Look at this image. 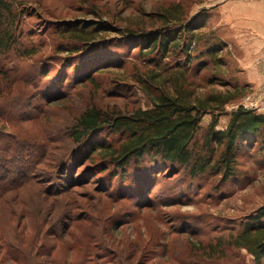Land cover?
<instances>
[{
  "label": "rangeland",
  "instance_id": "obj_1",
  "mask_svg": "<svg viewBox=\"0 0 264 264\" xmlns=\"http://www.w3.org/2000/svg\"><path fill=\"white\" fill-rule=\"evenodd\" d=\"M20 2L26 7L18 32L21 44L0 54L3 69L9 70L7 76L0 75V103L6 106V101L29 91H38L45 99L31 111L10 107L7 120L12 123L4 127L26 141H36L44 154L47 146L42 163L35 165L39 178L53 179L77 147L71 129L87 107L130 113L151 106L143 85L148 84L144 76L154 72L167 79L170 92L175 91V82L191 91L193 101L212 93L235 96L222 115L215 113L217 129L224 128L229 114L245 101H257L260 109L255 111L264 112V0ZM163 12H180V19H162ZM83 20L110 29L100 32L82 52L62 51L61 46L75 42L62 36L60 28ZM176 21L199 25L186 35L187 41L193 39L187 52L143 55L124 38L128 29L138 33L164 26L178 29ZM27 49L34 54L28 56ZM21 75L32 77L34 88ZM59 87L69 94L46 101V95H53L51 88ZM14 110H25L27 117L14 123ZM213 117L211 112L202 116L198 138ZM96 138L109 143L117 135L103 130ZM81 150L75 153L78 160ZM152 169L158 174L144 177L129 170L122 176L98 156L77 162L73 174L79 182L63 197L45 202L52 209L45 211L42 202L44 212L32 188L9 193L8 202L25 199L34 212L17 219L8 211L0 213V264H22L16 255L24 256L15 249L33 242L44 243L43 250L38 247L33 253L34 264H255L253 256L234 243L249 217L264 206V158L255 149L239 154L236 172L227 180L207 174L191 179L180 166ZM65 206L70 215L66 220ZM55 226L56 235H44Z\"/></svg>",
  "mask_w": 264,
  "mask_h": 264
},
{
  "label": "trees",
  "instance_id": "obj_2",
  "mask_svg": "<svg viewBox=\"0 0 264 264\" xmlns=\"http://www.w3.org/2000/svg\"><path fill=\"white\" fill-rule=\"evenodd\" d=\"M24 8L26 7L20 0H0V54H6L14 47L18 49V45L21 44L18 32L24 17ZM168 15L171 17L168 18ZM168 15L166 12L161 13L162 19L168 21L180 19V12L176 14L169 12ZM176 22L181 27L173 30L167 26L160 30L139 33L128 29L123 32L124 38L129 44L131 43L130 45L136 44L134 48H138L143 55L148 52L170 53L172 50L187 52L193 39L191 37V40L187 41L186 35L199 25ZM108 29L110 26L107 24H99L92 20H83L79 25L68 23L60 28L62 36L75 43L72 46H61L60 49L70 53L82 52L83 46L89 48L96 42L100 32ZM214 50L210 53L213 54ZM26 52L28 56L34 54L28 49ZM3 68L5 66L0 60V75L7 76L9 70ZM43 74L47 75L46 72ZM90 75L88 72L87 76L91 77ZM144 77L148 84H144L143 87L152 102L151 106L138 107L130 113H108L96 105L84 109L70 134L72 143L77 147L70 152L59 169H56L54 174L57 175L51 180H48L47 176L37 177L39 171L35 166L42 163L47 146L44 154L36 141H26L19 137L20 134L7 132L4 128L11 122L7 120L10 117V107L31 111L37 108L39 100L45 99L34 90V93L31 91L20 93L17 98L6 101V106H1L0 103V213L8 211L9 213H6L15 219L30 217L34 212L31 202L21 198H13L9 202L5 199L9 193L29 187L41 200L39 209L44 212L41 209L44 206L42 202H48L53 197H63V194L71 191L79 182L73 174V166L80 161L84 164L94 156H98L101 162L113 166V169L122 176L131 170L148 177L158 174V171H155L157 169H152L153 166L155 168L156 165H165L168 169L176 166L184 167L185 169L181 171L185 170L191 179L207 174L214 177L221 176L225 180L235 174L238 156L243 151L255 149L256 153L264 158V112L239 107L229 114L226 126L217 129L219 116L215 113L219 112L222 115L221 110L235 96L212 93L204 99L193 101L192 92L176 82L174 92L167 90L164 82L167 79L162 78L159 73L154 72L150 77L146 75ZM21 78L25 84L28 83L34 88L32 77L25 78L21 75ZM62 87L51 88L54 91L53 95L51 97L46 95V101L52 102L69 94V91L64 93ZM2 94L0 87V97ZM35 98L38 99L33 102ZM207 112L214 113V117L200 139L198 133L202 116ZM12 115L16 119L14 123L22 122L19 121L22 116L27 117L25 110H14ZM103 130L117 135L115 142L114 140L109 143L99 142L100 139L96 136H99ZM79 149L82 150L81 158L78 160L75 153ZM66 167L68 169H64ZM44 208L48 211L51 205L45 203ZM64 212L66 220L70 216L66 212V206ZM243 226L239 234L234 237L235 245L245 248L253 256L255 264H264V206L251 215ZM49 231L46 230L44 235H56V226ZM17 232L20 234L18 229ZM61 235L62 233L60 237ZM39 245L33 242L27 248H16V252L18 254L21 252L24 256L21 259L16 255V260L22 264H34V251L38 247V250L44 248V243ZM49 255L51 257L52 252H49Z\"/></svg>",
  "mask_w": 264,
  "mask_h": 264
},
{
  "label": "built area",
  "instance_id": "obj_3",
  "mask_svg": "<svg viewBox=\"0 0 264 264\" xmlns=\"http://www.w3.org/2000/svg\"><path fill=\"white\" fill-rule=\"evenodd\" d=\"M258 104L259 103L257 101L249 103V100H248V101H245L244 103H242L241 105H238L237 108L242 107L244 109H252V110L260 109V107H258Z\"/></svg>",
  "mask_w": 264,
  "mask_h": 264
}]
</instances>
